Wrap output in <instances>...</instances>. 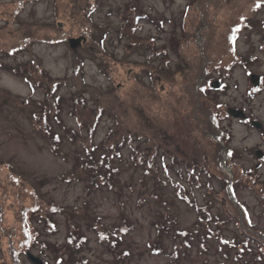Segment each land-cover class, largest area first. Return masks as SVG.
I'll return each mask as SVG.
<instances>
[{
  "label": "rangeland",
  "instance_id": "rangeland-1",
  "mask_svg": "<svg viewBox=\"0 0 264 264\" xmlns=\"http://www.w3.org/2000/svg\"><path fill=\"white\" fill-rule=\"evenodd\" d=\"M134 13L146 14L135 31ZM242 15L247 19L238 20ZM237 22L241 26L233 29ZM25 36L30 42L24 49L5 52ZM70 38L82 40L72 49ZM28 61L37 66L34 89L13 70ZM205 71L218 85L213 83L217 86L209 96L193 106L187 78L201 82ZM41 73L61 79L56 91L62 97L60 111L49 115L50 133L37 116L46 102ZM250 73L261 76L255 89ZM74 96L86 107L106 108L92 141L91 116L74 108ZM214 101L221 103L216 111L225 132L219 144L206 115ZM228 107L241 109L246 119L227 114ZM190 111L194 114L185 115ZM193 116L203 131L189 119ZM117 118L123 137L132 131L149 139L144 142L157 164L146 175L144 166L131 162L135 143H127L113 161L115 187H91L78 156L86 146L106 144V136L112 140ZM180 141L194 145L196 153L176 148ZM170 156L180 162L172 164ZM185 165L196 168L198 176H186ZM166 175L180 183L179 194ZM263 191L264 0H0V264H13L12 249H18L22 264H32L27 250L45 264H264V256L238 254L246 229L232 219V205L225 201L227 193L233 195L246 207L255 231L264 235ZM183 193L193 205L180 198ZM207 203L213 218L228 217L220 225L208 220L209 231L198 223L196 208L207 209ZM36 204L65 211L52 215L54 232L34 224L40 235L32 231V246L21 247L29 229L21 230L19 213ZM74 209L87 246L71 259L63 255L62 261L54 244L62 247L67 215ZM160 223L168 225L167 232L157 231ZM124 225L130 229L118 253L126 254L116 256L100 232L111 234Z\"/></svg>",
  "mask_w": 264,
  "mask_h": 264
},
{
  "label": "trees",
  "instance_id": "trees-1",
  "mask_svg": "<svg viewBox=\"0 0 264 264\" xmlns=\"http://www.w3.org/2000/svg\"><path fill=\"white\" fill-rule=\"evenodd\" d=\"M261 2L262 1H260L258 4H260ZM258 4L256 5V7L259 6ZM254 5H255V1L252 6ZM131 16H132L131 22L134 23L133 30L136 28L135 25H137V23H139L141 19L146 18V14L134 13L133 15L131 14ZM246 19L247 17L244 15L238 18V20L240 21H243ZM240 26L241 25H239V22H237L233 25V29H237ZM21 42L22 43H20L18 47L16 48L8 47V49L5 52L8 51V54L13 55L15 52L21 51L30 42V39L27 36H25L23 37ZM229 45L232 48L231 50L233 51L234 40L232 39L231 36L229 38ZM31 64H33L31 61H28L26 63H21L17 65V67L14 68L13 70L15 73L23 76V79L27 80V82L29 83L30 88L34 89L33 79H36L37 66L35 65V67H32ZM76 73L77 71L75 68L74 74ZM40 77L43 82L44 81L46 82V86H45L46 87L45 88L46 102L42 101L40 105V112H38L37 116H40V120L43 122L44 129L42 130L45 131L46 133H50L51 125L49 123V120H50L49 115L51 116L50 113L57 114L60 111V103L62 101V97L60 94H57L56 91L58 90V87H60L61 85V79H58V80L49 79L43 73H41ZM202 78L203 80L201 82H195V83H193L191 79L187 78V82L185 84L186 86L185 90L189 89L187 92L188 98L191 101L193 106L196 100H200L202 98L209 96V93L212 91L210 89H213V83L218 85L215 79L211 80L210 78L207 77V71H205V76H203ZM46 79H48V81H46ZM41 80L40 82H38V86L42 83ZM220 83L222 85V82ZM83 86H86V84L84 83ZM252 89H255V88L252 87ZM182 99H183V96H181L180 100ZM202 102L204 101L202 100ZM71 103L72 105H74L75 109H77L78 106H80L82 109L84 108V110L87 111V115L91 116L92 122H91V125L88 126L87 129H88V132L90 133L89 140L92 141V135L95 129H97L98 121L100 120L103 114V111L106 110V108L96 107L95 109H92L90 107H86L87 105L85 104V101L79 97L76 98L75 96L71 98ZM213 103L215 104V108L208 109L206 112V115H207L208 124L213 129L211 133L213 135L215 134L214 135L216 137L215 140L219 144V142L222 140L223 136L225 135V132L223 131L220 125V122H221L220 117L218 116V112L216 111V109H219L221 107V103H216V101H214ZM198 108L200 111L203 110L204 107L202 103L199 104ZM70 113L75 115L73 110ZM191 113L193 112L190 111L188 114H185V115H192ZM52 116L56 117V115H52ZM182 118L183 120H186L189 117H182ZM189 119L195 121V125L199 127V130L203 131V125L200 126L199 124H197L196 122H198V120L194 116H193V119L192 118H189ZM82 123L83 121L79 124L83 125ZM119 125H120V119L117 118L116 124L114 125V127L111 129L109 133L110 135L113 136L112 140L110 137L106 136V140H105L106 144L102 146H101V143L96 144V145L86 146L83 148L84 149L83 153L78 156L79 166L85 169L84 171H86V177L88 178L91 187L96 188L97 186H100V185H105L109 189H113L115 187L116 182H117L115 181L116 179L115 173L117 169L116 167H114L113 161L120 158L121 156L120 149L123 146H125L127 143H133V142L135 143V145L132 146L131 148L133 151V154H131V162L136 165L140 164V166L142 167L144 166L145 167L144 173L146 175L149 174V176H151L152 172L150 171V169L157 164L156 159H155L156 155L149 153L150 148L146 145V142H144V140L147 139L149 141V139L147 137H142L139 135V133L132 132V131H128L127 136L123 137V135H121L120 132L118 131L117 127ZM74 134L75 133L73 132V135ZM76 135L78 136V133H76L74 136L76 137ZM74 136H72L70 139L72 140L75 139ZM53 139H54L53 140L54 143L56 142L58 144V142H60V137L57 134L53 135ZM175 147L178 149H182L183 147L184 148L186 147L189 150H191L193 153H196L197 151L194 145H192L189 142H184V141L178 142L175 145ZM222 149L223 147H220L221 151ZM229 153L231 154V152ZM147 157H153V159H146ZM161 158L163 159L162 161L164 162L163 166H165L166 163L164 160L167 157H165V155H162ZM168 158L171 159L172 164H175L177 161H179L178 159L179 157L170 156ZM181 162H183V160ZM183 170H185L187 174L186 176L188 177L194 176V175L196 177L198 176V174H196V168H190L188 165H185V168ZM157 173L158 172H156V174ZM247 175L249 176V174ZM166 177L169 182L175 185L176 192L179 194L180 188L178 187H180V183L171 176L166 175ZM239 181H240L239 179H236L235 181L233 180L232 183L234 182V184H236ZM226 186L227 184L225 185V187ZM143 191L145 193V189H142V192ZM231 192H234L233 189H231ZM263 194H264V191H263ZM229 195L230 194L227 193L228 197L227 196L225 197V201L229 202L232 205L233 210L232 212H230V216L232 217L233 220H236L237 225L240 224L246 229L245 232L244 231L241 232L244 235V237L241 240V243H237V245L239 246L238 254L240 256L246 253L254 254V255L256 254L255 256L260 259L262 256H264V235L262 233L255 231L254 225L251 222V219H250V216H249V213L246 207L242 203H239L238 201H236L233 195H230V197ZM180 198L188 202V204L193 205V203L189 201L188 197H186L185 193H183ZM209 205H210L209 203L206 204V206H208L207 209L204 207H196L200 211L198 223L205 226L208 231L210 228L208 227L209 225L207 223H208V220H210L211 218L212 220L217 222L218 225L222 224L223 222H226V218H228L226 217V215H224L223 218H221L219 215H215L213 218L212 215H210L209 213ZM224 206L226 207V204H224ZM64 211H65V208H62L60 206L49 205L47 206V208L46 207L42 208L41 206H39V204L34 205L32 209H30V211H27V209H23V210L21 209L19 213L21 230L26 233L27 229H29V236L26 235L22 237V239L19 241L20 246L21 247L24 246L25 248H30L32 246V244L29 243V240L31 238L30 236H32L33 234L32 231L36 234V236L40 235L41 231H39V229H37V227L34 224H40L43 227V230L47 232H54L56 230V227L53 222L52 215L55 213H63ZM164 217L165 219H167V215H164ZM74 218H76V222L74 221ZM67 224H68V231H67L66 236L64 237V242L62 243L63 244L62 247L60 246L57 247V245L54 244V247L56 249L59 248L58 249L59 258H61L62 261H64L62 259L63 255H66V260L71 259V257H75L77 253H79L82 249L86 248L87 246L86 237L80 233V227L77 222V214H76L75 209L73 210L71 214L67 215ZM167 228H168V225H163L161 223L157 225L158 232H160L162 229L166 230L167 232ZM238 228L243 229L242 227H238ZM128 229H130V226L128 225L115 227V229L112 230L113 233L111 234L103 230L100 232L101 233L100 240L103 242L106 239L109 242L108 248H110L112 252L115 253L116 256L120 254H126V252L123 250L118 253V249L120 246L119 243L123 241V235L127 233ZM175 231L177 233H180L177 229ZM252 231H254L256 234H251L250 232ZM104 233H108V234H104ZM257 233L260 235L261 240L259 239V236L257 235ZM187 236L188 234H186L185 232L182 235L184 240L189 238ZM222 241L224 240L222 239ZM42 244H44L45 247H48V245H46L45 243H42ZM186 244L188 245L187 242ZM18 252H19L18 249L17 250L12 249L11 251L10 257H11V260L13 261V264H22L19 258Z\"/></svg>",
  "mask_w": 264,
  "mask_h": 264
},
{
  "label": "water",
  "instance_id": "water-1",
  "mask_svg": "<svg viewBox=\"0 0 264 264\" xmlns=\"http://www.w3.org/2000/svg\"><path fill=\"white\" fill-rule=\"evenodd\" d=\"M80 40H82V39L81 38H78V39L77 38L76 39L70 38V39H68L69 47L74 49L77 45L80 44ZM249 79H250V82L253 86H258L260 84L261 76L251 73L249 75ZM216 86L217 85H213V87H216ZM226 112H227V114L232 115L234 117H240L243 119L246 118L244 111H242L241 109H235L232 107H228L226 109ZM254 126L258 128L259 124L255 123ZM223 164H224V161H223ZM26 257L32 264H45L44 261L40 257L33 255L30 250L26 251Z\"/></svg>",
  "mask_w": 264,
  "mask_h": 264
},
{
  "label": "flooded vegetation",
  "instance_id": "flooded-vegetation-1",
  "mask_svg": "<svg viewBox=\"0 0 264 264\" xmlns=\"http://www.w3.org/2000/svg\"><path fill=\"white\" fill-rule=\"evenodd\" d=\"M247 119H248V117H247Z\"/></svg>",
  "mask_w": 264,
  "mask_h": 264
}]
</instances>
